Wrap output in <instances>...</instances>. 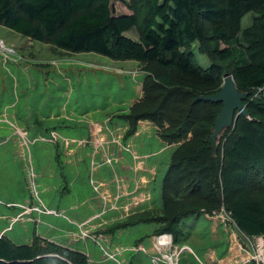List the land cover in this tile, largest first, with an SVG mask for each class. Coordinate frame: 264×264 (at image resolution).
Masks as SVG:
<instances>
[{
  "label": "rangeland",
  "instance_id": "374dc122",
  "mask_svg": "<svg viewBox=\"0 0 264 264\" xmlns=\"http://www.w3.org/2000/svg\"><path fill=\"white\" fill-rule=\"evenodd\" d=\"M147 1L116 4L120 13L125 3L138 12V27L127 33L135 40ZM252 20L245 17L242 30ZM192 53L211 67L199 43ZM157 71L0 26V238L37 241L42 257L60 258L48 247L55 243L89 264H170L164 255L174 264H264V238L239 230L206 172L237 121L217 128L224 103L165 88ZM196 135L213 154L184 178L174 163L185 154V164L194 163L184 151ZM162 235L171 236L170 247L157 244ZM143 243L156 245L151 258Z\"/></svg>",
  "mask_w": 264,
  "mask_h": 264
},
{
  "label": "trees",
  "instance_id": "16d2710c",
  "mask_svg": "<svg viewBox=\"0 0 264 264\" xmlns=\"http://www.w3.org/2000/svg\"><path fill=\"white\" fill-rule=\"evenodd\" d=\"M118 2L0 0V26L71 53L148 63L156 67V79L165 88L201 96L221 91L226 64L232 63L228 73L241 91L252 94L245 101L247 116H239L206 172L216 177L222 202L239 230L249 237H264V0H148L139 40L127 36L139 25L138 12L125 3L128 12L120 13ZM248 14L253 15L252 23L242 30ZM196 43L209 57L210 68L203 69L195 59ZM194 138L189 143L192 149L184 151L194 154L188 159L194 163L185 164L187 154L174 163L184 178L213 154L204 147V138ZM48 247L60 258L42 257L37 241L15 245L0 238V264H89L81 252L51 242Z\"/></svg>",
  "mask_w": 264,
  "mask_h": 264
},
{
  "label": "water",
  "instance_id": "95a60500",
  "mask_svg": "<svg viewBox=\"0 0 264 264\" xmlns=\"http://www.w3.org/2000/svg\"><path fill=\"white\" fill-rule=\"evenodd\" d=\"M223 81V87L219 93L203 98L207 102L224 103L216 120L219 129L237 121L239 116L246 111L245 101L248 99V94L238 88L232 74L225 72Z\"/></svg>",
  "mask_w": 264,
  "mask_h": 264
},
{
  "label": "built area",
  "instance_id": "2783aa9c",
  "mask_svg": "<svg viewBox=\"0 0 264 264\" xmlns=\"http://www.w3.org/2000/svg\"><path fill=\"white\" fill-rule=\"evenodd\" d=\"M166 237H170L169 242H165L164 240H162L163 238H166ZM261 238H264V237H261ZM157 244H158L161 248H166V247L168 248V247H170V246L172 245V238H171V236H169V235H162V236H160V237L157 239ZM164 257L170 261V264H174V262H173V258H172V257L166 256V255H164ZM154 262H156V260H155Z\"/></svg>",
  "mask_w": 264,
  "mask_h": 264
},
{
  "label": "crops",
  "instance_id": "0c3cea01",
  "mask_svg": "<svg viewBox=\"0 0 264 264\" xmlns=\"http://www.w3.org/2000/svg\"><path fill=\"white\" fill-rule=\"evenodd\" d=\"M248 15H250V14H248ZM248 15H246L245 17H247ZM245 17H244V18H245ZM244 18H243V20H244ZM243 20H242V22H243ZM250 25H251V24H250ZM248 27H249V26H248ZM248 27H247V28H248ZM153 231H155V230L153 229ZM142 245H143V248H140V250L143 251V252H145V254L148 255V256L150 257V255L152 254V251H153L154 247H156V245H155V244L151 245V243L148 244V245H149L148 247L146 246L145 243H143ZM148 250H149L150 252L147 253ZM151 250H152V251H151ZM150 258H151V257H150Z\"/></svg>",
  "mask_w": 264,
  "mask_h": 264
},
{
  "label": "bare ground",
  "instance_id": "6f19581e",
  "mask_svg": "<svg viewBox=\"0 0 264 264\" xmlns=\"http://www.w3.org/2000/svg\"><path fill=\"white\" fill-rule=\"evenodd\" d=\"M162 240H164L165 242H169L170 237L163 238Z\"/></svg>",
  "mask_w": 264,
  "mask_h": 264
}]
</instances>
